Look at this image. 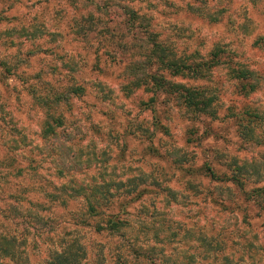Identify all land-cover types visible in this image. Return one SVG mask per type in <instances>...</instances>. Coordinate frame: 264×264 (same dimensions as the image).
Here are the masks:
<instances>
[{"label": "clouds", "instance_id": "9594fccd", "mask_svg": "<svg viewBox=\"0 0 264 264\" xmlns=\"http://www.w3.org/2000/svg\"><path fill=\"white\" fill-rule=\"evenodd\" d=\"M0 14L19 17L0 26V187L23 197L5 196L23 216L0 215V264H264V0H0ZM205 166L239 175L219 185L228 213Z\"/></svg>", "mask_w": 264, "mask_h": 264}, {"label": "rangeland", "instance_id": "374dc122", "mask_svg": "<svg viewBox=\"0 0 264 264\" xmlns=\"http://www.w3.org/2000/svg\"><path fill=\"white\" fill-rule=\"evenodd\" d=\"M16 2L17 3H19L20 2V0H16ZM19 19V17L18 16H13V17H11V18H9V17H6V16H2V14H0V26H2L4 23H13V22H15V21H17ZM44 54L45 55H47L48 54V52H47V50H45V52H44ZM23 176H19V175H17L16 174V178L17 179H20V178H22ZM6 180V179H5ZM202 180H203V182L205 183V184H209V185H211V184H215V185H217V187H216V189L215 190H209V193H208V195L209 196H213V195H215V193L216 192H219V195H220V197H221V199H214V200H212V206L214 207V208H218V209H220L222 212H225V213H228L229 212V206L226 204V203H224L223 202V197H224V191L223 190H221L220 188H219V185L220 184H217V183H215V182H211L208 178H206V177H202ZM130 182H132L134 185H135V180H130ZM143 182H146L145 180H143ZM155 183V186L156 187H160V185L158 184V183H156V182H154ZM1 189H2V191H4L5 193H0V215H2L3 214V210L5 209V208H7V215H3V219L4 220H11V221H13V222H16L18 219H20L22 216H23V213H21L20 212V214H17V213H15L13 210H11L10 209V205L11 204H7L6 203V201H5V196L7 197V201H12V199L11 198H9L8 197V194H13V193H11L10 191H5L2 187H1ZM133 189V188H132ZM188 189H194L195 190V192H196V194L197 195H199L200 193H199V189L198 188H192V187H190V186H188ZM22 190H24V189H22ZM27 190V189H26ZM166 191H172V194H173V196H175V190H171V189H166ZM130 191L128 190V195H131L130 193H129ZM141 193H142V195H141V199H143L145 196H149V195H151L152 193L149 191V189H144L143 191H141ZM15 198V197H14ZM140 200V199H139ZM139 200H136L137 202L139 201ZM193 206H195V204L193 205ZM43 210V209H42ZM30 216H31V214H29ZM40 217H33V219H35L36 220V222L37 223H45V221L41 218V219H39ZM255 218L256 219H259L260 218V213L258 212V213H256V216H255ZM190 219H194V218H191V217H187V216H180V221L181 222H183V221H187V220H190ZM241 222L242 223H245V224H249L250 223V221H249V218L247 217V216H243V217H241ZM261 227H264V225H261ZM176 235H177V233H172V237L173 238H175L176 237ZM158 238V237H157ZM155 254V251L153 250L151 253H148V255H150V256H155L154 255Z\"/></svg>", "mask_w": 264, "mask_h": 264}, {"label": "trees", "instance_id": "16d2710c", "mask_svg": "<svg viewBox=\"0 0 264 264\" xmlns=\"http://www.w3.org/2000/svg\"><path fill=\"white\" fill-rule=\"evenodd\" d=\"M133 19H135V17H133ZM259 43H260V42L258 41L256 44H254V47L258 46ZM217 55H220V53L217 52ZM0 66H4V67L6 68V70H7V71L9 72V74H10L11 70L8 69L6 65L0 64ZM248 75H250V74L247 73V72L244 73V76H245L246 78H247ZM198 107H199V105H198ZM208 107H210V103H207V102H206V103H205V108H204V110H207ZM189 143H191V141H189ZM177 163H179V161H177ZM205 167H206V169H207V173H206L203 177L208 178L211 182H215V183H217V184H223V183H228L229 181H233V182H235L236 184L242 186L241 181H240V179H239V175H237V176H233V177H228V176H226V175H217L215 172H213V170H212L210 167H207V166H205ZM237 172H238V173H242V172H243V169L238 168V169H237ZM17 175H19L20 177L23 176V169L19 170V171L17 172ZM62 175H63V173H60V176H61V177H62ZM5 179H6V178H4V177H0V184H2L3 181H4ZM134 183H135V185H134L132 182H130V180L127 182V184H129V185H133V187H131V188L129 189V191H130L131 193H132L133 191L136 190V187H138L140 183H146V182H143V179H141V180H139V181L135 180ZM188 186H190V187H192V188L195 187L194 185H188ZM119 187H125L124 182H121V185H119ZM132 188H133V189H132ZM21 191H22L23 193H27V192H28V189H27V190L24 189V190H21ZM130 192H129V193H130ZM0 193H5L4 191H2L1 187H0ZM131 193H130V194H131ZM104 194H105V190H104V189H96V190L93 192V195H94V196H103ZM141 195H142V193L140 192L139 195L136 197V200L141 199V198H140ZM253 195H257V196L264 195V190H262V189H256V190H254ZM253 195H248V196H247V200H251V199H253ZM8 197L11 198L12 201L15 200V201H17V202H19V200L23 198V197H17L15 194H8ZM14 197H15V198H14ZM256 207H257V208H260L261 211H264V201H258L257 204H256ZM10 209L13 210L15 213L20 214V211H19L14 205H10ZM39 219H41V218H39ZM4 251L6 252L7 250L4 249ZM154 255H155V254H154Z\"/></svg>", "mask_w": 264, "mask_h": 264}]
</instances>
